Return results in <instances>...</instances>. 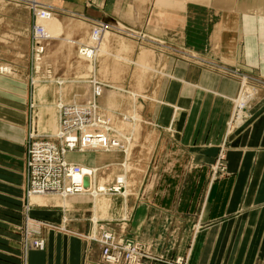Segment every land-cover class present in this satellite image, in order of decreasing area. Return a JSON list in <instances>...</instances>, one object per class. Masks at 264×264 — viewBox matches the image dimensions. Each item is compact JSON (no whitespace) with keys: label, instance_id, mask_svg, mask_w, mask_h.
Listing matches in <instances>:
<instances>
[{"label":"crops","instance_id":"obj_1","mask_svg":"<svg viewBox=\"0 0 264 264\" xmlns=\"http://www.w3.org/2000/svg\"><path fill=\"white\" fill-rule=\"evenodd\" d=\"M33 1L0 0V64L18 73L0 71V264H105L91 235L107 221L167 258L153 264H180L178 257L185 264H264V0H37L55 8L54 19L41 25L51 38L48 64L64 77L86 71L64 52L67 43L88 41L96 18L112 24L105 42L112 51L100 48L108 53L99 58L97 52L95 77L123 94L131 88L125 97L135 110L138 98L148 96L134 162L141 175L156 173L163 161L180 162L164 174L181 181L159 196L149 185L127 197L76 194L66 205L57 195L32 199L31 214L48 224L44 245L26 248ZM61 32L78 38L65 35V42ZM147 59L155 65L148 76L140 67ZM242 73L259 91L249 120L227 135ZM223 142L226 167L214 174Z\"/></svg>","mask_w":264,"mask_h":264},{"label":"built area","instance_id":"obj_2","mask_svg":"<svg viewBox=\"0 0 264 264\" xmlns=\"http://www.w3.org/2000/svg\"><path fill=\"white\" fill-rule=\"evenodd\" d=\"M52 9L51 5H45L41 9V14L49 16L54 12ZM33 10L36 15L32 50L34 71L35 74L42 72L41 74L43 75L46 73L49 76H53V68L50 64L45 65L46 67L44 66L43 70L45 46L48 37L44 35L42 25L37 22L38 16L35 5H33ZM111 26L106 20L96 18L92 21L91 31L97 36L98 33L100 35L103 34ZM78 53L80 58L88 60V58L96 54V46L89 44V42L81 44L78 46ZM8 66L7 64H0V71L4 73L10 72ZM240 77L241 88L238 95L234 98V109L227 121V135L244 126L249 120L251 102L259 91V85L247 74L242 73ZM34 79L33 77V82H35ZM93 88L97 95H94L93 99L88 101L85 106H78L74 102L62 104L61 123L63 131L60 135H57V138L49 137L45 139L44 135L38 132L34 118L32 120L26 147L27 179L25 196L27 200L24 204L26 212L24 245L26 248L44 245L45 238L42 230L48 224L47 221L35 218L30 214L33 205L30 204L29 196L32 193L43 192L65 196L85 189L84 180L90 173L81 164L68 160L66 157L68 150L90 146L95 148L98 141L104 136L102 131L98 130L100 126L105 127V130L108 131L110 140L112 136L113 140L117 139L119 141L114 130L110 129L113 135H109L108 127H111V118L102 112L103 109H101L98 102V94L101 93L102 89L99 88V85L96 86L95 83ZM129 139L134 140L132 135H130ZM224 156L225 142L221 145L217 161L212 166L214 174L219 169H225ZM130 157L131 155H128L127 159L130 160ZM123 179L124 177L118 176L108 190L120 191L123 187ZM88 190H90L89 187ZM91 238L101 243V259L105 264H153L155 260H167L163 254L154 253L150 244L119 234L109 221L99 223L97 234ZM175 261L185 264L184 259L181 257L176 258Z\"/></svg>","mask_w":264,"mask_h":264},{"label":"rangeland","instance_id":"obj_3","mask_svg":"<svg viewBox=\"0 0 264 264\" xmlns=\"http://www.w3.org/2000/svg\"><path fill=\"white\" fill-rule=\"evenodd\" d=\"M35 1H37V0H35ZM32 12L34 15V22H35L36 15H35L33 9H32ZM53 19H54V17L52 19L47 20V21H51ZM119 25L121 27H126V25L122 22H120ZM91 26H92V23H91ZM129 30H131V32H132L133 29L131 28ZM43 33H44V35H46L48 37L47 32L45 30L43 31ZM109 33H110V29H108V31L104 32L105 36L102 38L101 44L99 46L97 45L99 43L91 42V38L93 36L92 34L90 35V39L88 38V41H86L85 43L89 42V44H93V45L101 48L103 51H106V50L112 51V49L109 48V45H107L108 47L105 45V42H106V39L108 38ZM65 35H66V33L61 32V34L58 36H59L60 40L64 39L65 42H67L66 36L70 37L72 35L71 34L66 35V36ZM145 35L146 34L142 33V36H145ZM72 37H74V38H72L73 40L78 38L76 36H72ZM146 37H147V35H146ZM141 38H143V37H141ZM72 39H71V41H72ZM50 41H51V38L48 37V39L46 40V46H45L43 70L48 64L46 56H47V52H48L47 47H48V44ZM76 43H70V42L67 43V45L69 44L68 45L69 48L66 47L64 49V52L65 53L70 52L73 65L78 64L79 67H80V65H83V66H85L86 71L81 72L80 74L73 76V77H64L65 75L63 74V72H60V71L57 72L53 68V73H52L53 76H51L50 81H46V79H44L47 76L46 73L44 75L41 74L42 72L35 74V71H34V63H33V56H32V50H33V28H32V31H31V47H30V64H29V71L26 74L27 75L26 83H27V88H28V127H27V136H26V147H27L28 133L31 129V124H32L33 118L35 120V124H36L35 126L38 127L37 129H38V132L40 134H42V133L44 134L45 132H47L49 127L56 128L58 126L59 112H58V107L56 104H57V100L59 98V91H60L59 82L61 80H65V79L67 80V81L65 80L64 81L65 83H63L64 91H65L64 97H65L66 102L83 101L89 95L91 83H88V81L86 79L91 76V78H89V79L92 80L93 77H95V75H96L94 73V71H95L94 60L95 59H94V56H93V59L91 57L90 59H92V60L90 63L88 60L80 58L79 53H78V46H79L78 43L79 42L77 44ZM97 52H98V49L96 48V54H97ZM100 52L101 51H99V53ZM106 53H108V52L100 53L98 55V58L101 55H104ZM114 59L117 60L116 58H114ZM143 63L145 65L144 64L140 65L141 70L144 72V74H146L148 76V74H150L152 72V69L155 68V65H153L149 59H147L146 61L144 60ZM87 68L91 71L88 72ZM113 71L115 73L116 68H113ZM33 77L35 78L34 80H38V83L33 82ZM42 79L45 81H39ZM98 81H100V79H98ZM102 82L105 84H108V85H112L106 81L105 82L102 81ZM112 86H114V85H112ZM129 89H131V88L126 87L125 88L126 93L123 94L122 91L119 92V90H117V89L106 88V90H104V95L100 99L101 106L103 109L102 112L107 114L111 118V122H112L111 126L114 128V130H116L118 139L120 138V140L122 141V145L124 147L114 149V150L119 151V152H117V154H113V153H110L109 151H107V152L105 151L106 152L105 154H102V155L99 154L97 157H94L95 158L94 160L88 161L87 163L94 165V166H98L101 168L102 171H101V174L99 176V181H98L99 185H101L102 183L103 184L108 183L109 185H112V183L114 182V180L118 176L121 177L122 175H124L123 172L125 170L127 172V173L126 172H124V173H126V176H127V180H128L127 188L129 191H134V190H136L137 187L139 188L141 186L145 187V186L150 185V186H152V188L155 187V190L158 192L159 189H163L165 185H169V186L179 185L180 181H181V178L179 176H168V175H165L164 172H167L170 169V166H172L173 168L179 169L181 166L180 162H176L175 165L174 164L171 165L169 162L163 161L160 163L161 165L160 164L157 165V172L156 173L152 172L149 174L148 173L142 174V175L140 174L139 165L135 164L134 157H133L136 153L137 146H138V145L136 146V144H138V141H137V139H135L134 135L137 131L139 121H141L142 119H145L142 116L140 109L143 107L142 102H145V100L148 99V96L139 97V100H138V102H136V106H135V108L137 110L136 111L135 109L132 108L131 102L129 103L128 101H126V100H128V98L126 99L125 96L129 95L127 93L129 91ZM134 92H136V91H134ZM49 93H51V95L48 96ZM118 94H120V96ZM124 103H125V107L123 106ZM134 114H137V116L140 119L141 118L142 119L138 120V121H133L132 115H134ZM124 134H125V136H124ZM130 135H132L134 140L129 139ZM129 147L131 149V151H130L131 159L130 160L126 159L127 157H126V154L124 153V151H126ZM104 157H107L108 159H106L105 162H102V159ZM124 158L127 160V163H128L126 169L123 167V164L126 161V160L124 161ZM121 164H122V166H121ZM107 166L110 167L111 169L107 168ZM107 169H109V170H107ZM128 169H129V171H127ZM84 181H86V180H84ZM87 184L88 185L90 184L89 181H87ZM91 190H94V189H91ZM152 193L154 195H158V196L163 195V193H160V192H158V193L152 192ZM87 195H89V194H87ZM89 196H91V195H89ZM34 199H38V198H34ZM26 200H27V198L25 196L24 201H23V208H25L24 204H25ZM32 205H33V203H32ZM30 214H31V211H30ZM130 216H131V209H129V216L126 218V220H128V218ZM123 221H125V220H123ZM24 240L25 239L23 236V243H24Z\"/></svg>","mask_w":264,"mask_h":264},{"label":"bare ground","instance_id":"obj_4","mask_svg":"<svg viewBox=\"0 0 264 264\" xmlns=\"http://www.w3.org/2000/svg\"><path fill=\"white\" fill-rule=\"evenodd\" d=\"M33 5L36 6V9H37L36 12H37V16H38V19H37L38 21L37 22L40 23V25L43 24V23L45 24V22L47 20L52 19L56 15L55 8H54L53 5H51V6L53 7L52 11H54V12H52L49 16H46V15L43 16L41 14V9L43 7H45V5H50V4H46V3H42V2H38V1H33V3L31 4V8L32 9H33ZM35 23H36V20H35L34 24ZM34 24H33V30H34ZM110 28L111 27L107 28L106 31H108V29H110ZM91 33L93 35L92 38H91V42L99 43V44H97L99 46L101 44L102 38L105 36V34L103 33V34L100 35L98 33L97 36H96L92 31H91ZM139 35L141 37H143L141 34H139ZM96 48L98 49V51L100 50L99 47L96 46ZM95 56L96 55H94V58H95ZM88 59H90V58H88ZM94 62H95V60H94ZM2 64H6V63H2ZM7 65H9V64H7ZM8 67L10 68V72H6V74H12L14 76H16L18 74L13 69V67L11 65H9ZM50 78H51V76H49L47 74V76L44 79H46V81H50ZM89 78H91V76L88 77L87 79L85 78L88 81V83H91L90 84L91 87H90V91H89L88 97L85 98L83 101H79V102H76L75 101L74 103L77 104L78 106L83 107V106H85V104L88 101L92 100L93 97H94V95H97L95 89L93 88L94 83H95L96 86L99 85V88L102 89L101 93L98 94V102L100 103V106H101L100 99L104 95V90H106V88H115V86L105 84L102 81L100 82V81H98V79L96 77H93V79L91 81H90ZM39 81H45V80L42 79V80H39ZM35 82L38 83V80H35ZM63 83H64V80H61L59 82V89H60V91H59V98H58L57 104H56L57 107H58V112H59V116H58V118H59L58 126L56 128L49 127L47 132H45L44 134L42 133V135H44V138L45 139H48L49 137L57 138V135H60V133L63 131L62 123H61V113H62L61 106H62L63 103H73L72 101H70V102H66L65 101V97H64L65 96V91H64ZM249 88L251 89V87H249ZM248 91H251V90H248ZM101 109H102V106H101ZM132 116H133V121H138V120H141L142 119V118L140 119L137 116V114H134ZM108 128H109V135H112V133L110 132V129L114 130V128L112 126L111 127L109 126ZM98 130L99 131H102V133L104 134V136H102V138L98 141V143H97V145H96L95 148L92 147V146H90V147H83V148H80V149L79 148L78 149H71V150H68V152L66 154V157L68 158V160H70L72 162H77V163L81 164L83 167H85V169L88 170V172L90 173V175H88L86 177V179H85L86 181H84V187H85V189H83V191L71 193V194H68V195H65V196L64 195L57 194V196L61 199V203L63 205H66L67 200L72 195H76V194H86V195L89 194V195H91L93 197L94 200H97L99 197H101L103 195L105 196L107 194H115V193H117V194H120V195H123V196L127 197L128 193H129V190L127 188V186H128V180H127L126 173H124V172H126L125 169L127 168V165H128L127 160H126L127 159L126 157H125L126 159L124 158V161L125 160L126 161L123 164V167L125 168L124 169L125 171L123 172L124 175L121 176V177H124V179H123L124 182H123V187L120 189V191L108 190L109 189V186H110L108 183L107 184H103L102 183L101 185H99L98 181H99V176H100L101 171H102L101 168L98 167V166H94V165H91V164L87 163L88 161L94 160L95 159L94 157H97L99 154L100 155L105 154L107 151H109L110 153H113V154H117V152H119V151L118 150H114V149L124 147L122 145V141L120 140V138H119V141L117 139H114L113 140L112 137H110L111 140L109 139V137H108V131L105 130V127L100 126L98 128ZM114 131L116 132V130H114ZM115 134L117 135V132ZM124 136H125V134H124ZM113 141H115V142H113ZM118 144H119V146H117ZM130 151H131L130 147L126 151H124V153L126 154L127 157H128V155H130ZM121 166H122V164H121ZM107 168H110V167L107 166ZM107 170H109V169H107ZM87 181H89V183H90L89 185L87 184ZM88 187H89L90 190L91 189H94V190H91L90 191V190H88ZM49 195H56V194H47V193H44V192L43 193H32L29 196L30 197L29 198L30 204L32 205V199H34V198H42V197H46V196H49ZM126 200H127V198H126ZM125 207H126V205H125ZM94 235H96V233H93L91 235V237L94 236Z\"/></svg>","mask_w":264,"mask_h":264}]
</instances>
